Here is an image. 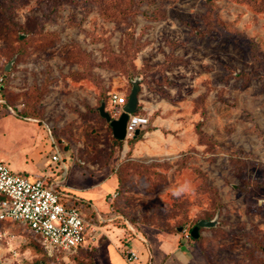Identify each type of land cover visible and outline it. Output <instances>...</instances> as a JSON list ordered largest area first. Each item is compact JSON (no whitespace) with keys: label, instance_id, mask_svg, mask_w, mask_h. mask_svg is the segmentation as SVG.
<instances>
[{"label":"rangeland","instance_id":"obj_1","mask_svg":"<svg viewBox=\"0 0 264 264\" xmlns=\"http://www.w3.org/2000/svg\"><path fill=\"white\" fill-rule=\"evenodd\" d=\"M0 76L7 166L47 155L92 229L64 261L15 224L0 264H264V0H0ZM134 78L147 124L115 139L97 107Z\"/></svg>","mask_w":264,"mask_h":264},{"label":"built area","instance_id":"obj_2","mask_svg":"<svg viewBox=\"0 0 264 264\" xmlns=\"http://www.w3.org/2000/svg\"><path fill=\"white\" fill-rule=\"evenodd\" d=\"M1 81L0 76V84ZM112 102L115 106L113 115L118 117L126 98L113 94ZM146 124L144 116L128 114L126 137H131ZM50 159L62 164L56 147H53ZM60 168L63 167L60 165ZM58 185L46 176L30 179L0 161V242L9 237L13 225H21L38 237L48 254L60 255L62 260L68 261L83 246L86 232L90 235L92 229L77 207L61 202L56 189ZM185 238H188L187 233ZM126 258L135 261L136 251L128 249Z\"/></svg>","mask_w":264,"mask_h":264},{"label":"water","instance_id":"obj_3","mask_svg":"<svg viewBox=\"0 0 264 264\" xmlns=\"http://www.w3.org/2000/svg\"><path fill=\"white\" fill-rule=\"evenodd\" d=\"M12 60L7 63L5 66V70L10 68ZM139 90L138 78H134L131 81V89L129 95L126 99V103L122 106V111L118 117H111L108 112L104 110V103L101 102L97 107V111L100 116L103 117L109 124L112 132V136L119 140H124L126 138V121L128 118V114L135 113L136 104H137V92ZM216 223L215 217L210 220L200 219L197 221V224L191 228L190 235L193 238L198 236V227H213ZM178 230H181L179 228Z\"/></svg>","mask_w":264,"mask_h":264},{"label":"crops","instance_id":"obj_4","mask_svg":"<svg viewBox=\"0 0 264 264\" xmlns=\"http://www.w3.org/2000/svg\"><path fill=\"white\" fill-rule=\"evenodd\" d=\"M25 120H27L26 118H25ZM42 142H45L46 144H47V147H52V150H51V153H52V151H53V146L54 147H56V145H54V144H52V142L49 140V138H45V141L43 140ZM33 149H35V146H34V148ZM51 153H50V156H51ZM47 158V155L45 156V158L42 160V162H41V164H40V166H39V169H37L36 170V172H35V176H34V178H38V177H47L48 179H52V180H54L53 179V177H52V175H50V174H46L44 171H45V169H46V165H45V159ZM0 161H2L3 163H8V161H10V159L8 158V156L6 157V155H4V154H0ZM62 164L64 165V168L66 167L65 166V163H64V161L62 160ZM7 165V164H6ZM17 171H23L22 169L21 170H18L17 169ZM66 172H67V169H66ZM175 245L176 246H178V244H176L175 243ZM133 250H135L136 251V253H137V259L135 260V261H130L131 263H135V262H138V260H139V258L141 257V256H139L140 255V249H139V247L138 246H134V247H131Z\"/></svg>","mask_w":264,"mask_h":264},{"label":"clouds","instance_id":"obj_5","mask_svg":"<svg viewBox=\"0 0 264 264\" xmlns=\"http://www.w3.org/2000/svg\"><path fill=\"white\" fill-rule=\"evenodd\" d=\"M187 188H188V184L186 183L185 185H181L180 187L174 189L172 194L176 197H180L185 193Z\"/></svg>","mask_w":264,"mask_h":264},{"label":"trees","instance_id":"obj_6","mask_svg":"<svg viewBox=\"0 0 264 264\" xmlns=\"http://www.w3.org/2000/svg\"><path fill=\"white\" fill-rule=\"evenodd\" d=\"M1 85V84H0ZM126 98V97H125ZM99 113V112H98ZM136 114V113H135ZM100 115V114H99ZM133 136L134 137H136V134H133ZM137 138V137H136ZM116 139V138H115ZM197 224V222L195 223V225ZM202 227H198V230L199 229H201ZM190 231H191V228H189V230H188V238H192V239H194L191 235H190ZM188 238H186V239H188ZM197 238V237H196ZM83 248V246H81L78 250H80V249H82ZM75 255H73L72 257H74Z\"/></svg>","mask_w":264,"mask_h":264}]
</instances>
